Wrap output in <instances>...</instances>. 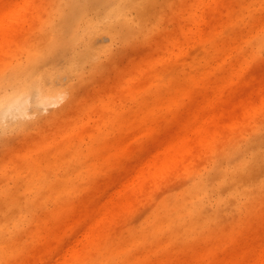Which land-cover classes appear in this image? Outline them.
<instances>
[{
	"label": "rangeland",
	"instance_id": "rangeland-1",
	"mask_svg": "<svg viewBox=\"0 0 264 264\" xmlns=\"http://www.w3.org/2000/svg\"><path fill=\"white\" fill-rule=\"evenodd\" d=\"M22 79L0 264H264V0H0Z\"/></svg>",
	"mask_w": 264,
	"mask_h": 264
},
{
	"label": "bare ground",
	"instance_id": "bare-ground-1",
	"mask_svg": "<svg viewBox=\"0 0 264 264\" xmlns=\"http://www.w3.org/2000/svg\"><path fill=\"white\" fill-rule=\"evenodd\" d=\"M109 17H114V16H121L123 18L126 17L125 13V7L123 3H119L115 8H113L109 13ZM32 88V81H24L23 79L21 80V83L18 82L16 86H14L9 93H0V105L5 108V110L9 111H14V109L20 108V104L23 105V103L26 101V97L30 94V89ZM48 94L53 93V92H59L60 95L62 96V91L58 90L57 87L55 86H50L46 89ZM54 101L53 98L49 97L46 95L44 98H42L41 104L43 105H49Z\"/></svg>",
	"mask_w": 264,
	"mask_h": 264
}]
</instances>
